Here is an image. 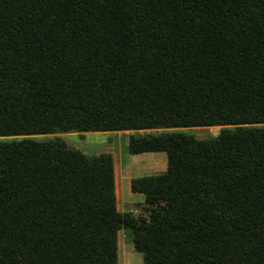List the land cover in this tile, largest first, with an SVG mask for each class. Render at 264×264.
Masks as SVG:
<instances>
[{
	"label": "trees",
	"instance_id": "16d2710c",
	"mask_svg": "<svg viewBox=\"0 0 264 264\" xmlns=\"http://www.w3.org/2000/svg\"><path fill=\"white\" fill-rule=\"evenodd\" d=\"M106 131L165 154L140 210L54 135ZM119 230L142 264H264V0H0V264H117Z\"/></svg>",
	"mask_w": 264,
	"mask_h": 264
},
{
	"label": "rangeland",
	"instance_id": "374dc122",
	"mask_svg": "<svg viewBox=\"0 0 264 264\" xmlns=\"http://www.w3.org/2000/svg\"><path fill=\"white\" fill-rule=\"evenodd\" d=\"M221 127L204 126L182 129L197 138L216 135ZM161 129L138 130L136 134L159 133ZM134 131H106L83 133H57L69 147L86 155L108 152L112 156L114 186L117 187L118 210H134L142 208V195L131 193L130 181L134 177L158 174L165 170V154L163 152L130 154L127 150V139ZM48 135V134H46ZM43 136V135H42ZM161 154V155H151ZM152 156V157H149ZM162 156V157H161ZM145 157V158H144ZM117 264H142L141 254L134 251L131 241L123 231L117 232Z\"/></svg>",
	"mask_w": 264,
	"mask_h": 264
},
{
	"label": "crops",
	"instance_id": "0c3cea01",
	"mask_svg": "<svg viewBox=\"0 0 264 264\" xmlns=\"http://www.w3.org/2000/svg\"><path fill=\"white\" fill-rule=\"evenodd\" d=\"M146 153V152H145ZM147 153H151V152H147ZM139 154V153H138ZM151 155H161V154H151ZM149 157H152V156H149ZM162 157V156H161ZM145 158V157H144ZM164 172V171H163ZM129 190H130V188H129ZM117 192H118V190H117V187H116V184H115V196H116V207H117V209H119L118 208V202H117V200H118V197H117ZM130 192L131 193H134V192H132L131 190H130ZM139 194V193H138ZM140 196H141V194H139Z\"/></svg>",
	"mask_w": 264,
	"mask_h": 264
}]
</instances>
